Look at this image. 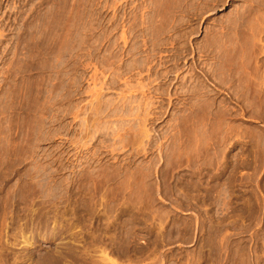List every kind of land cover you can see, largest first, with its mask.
Masks as SVG:
<instances>
[{"label":"rangeland","instance_id":"1","mask_svg":"<svg viewBox=\"0 0 264 264\" xmlns=\"http://www.w3.org/2000/svg\"><path fill=\"white\" fill-rule=\"evenodd\" d=\"M0 264H264V0H0Z\"/></svg>","mask_w":264,"mask_h":264},{"label":"bare ground","instance_id":"2","mask_svg":"<svg viewBox=\"0 0 264 264\" xmlns=\"http://www.w3.org/2000/svg\"><path fill=\"white\" fill-rule=\"evenodd\" d=\"M236 29V28H235ZM180 53V52H179ZM183 53V52H182ZM192 53V52H191ZM181 55V54H180ZM187 57V56H186ZM182 59V58H181ZM197 61V60H196ZM176 70V69H175ZM174 71V70H173ZM202 71V70H201ZM166 74V73H165ZM192 75V74H191ZM165 76V75H164ZM209 79V78H208ZM187 80V79H186ZM194 80V79H193ZM212 80V79H211ZM165 81V80H164ZM210 81V80H209ZM175 82V81H174ZM187 82V81H186ZM127 83V82H126ZM114 85V84H113ZM129 85V84H128ZM171 85V84H170ZM106 86V85H105ZM173 86V85H172ZM113 87V86H112ZM169 87V86H168ZM115 89V88H114ZM199 89V88H198ZM143 90V89H142ZM179 90V89H178ZM181 90H183V89H181ZM140 91V90H139ZM161 91V90H160ZM200 91V90H199ZM203 91H205V90H203ZM94 92V91H93ZM144 92V91H143ZM146 92V91H145ZM187 92V91H186ZM186 92H184V93H186ZM189 92H191V91H189ZM202 92V91H201ZM165 93H168V91L167 92H165ZM183 93V92H182ZM195 93H197V90H193V92H192V94L191 93H188V94H191V95H193L194 96V94ZM198 93H200V92H198ZM205 93V92H204ZM129 94V93H128ZM159 94H161V93H159ZM163 94V93H162ZM176 94V93H175ZM166 95V94H165ZM179 95V94H178ZM181 95V94H180ZM183 95H185V94H183ZM186 96V95H185ZM199 99V98H198ZM144 100V99H143ZM196 103V102H195ZM141 104V103H140ZM152 104V103H151ZM98 105V104H97ZM154 105V104H153ZM178 105V104H177ZM206 105V104H205ZM99 106V105H98ZM133 106V105H132ZM198 106V105H197ZM179 107V106H178ZM196 107V106H195ZM210 107V106H209ZM146 108V107H145ZM148 108V107H147ZM169 109V108H168ZM198 109V108H197ZM201 109V108H200ZM100 110V109H99ZM150 110V109H149ZM194 110V109H193ZM149 112V111H148ZM128 113V112H127ZM208 113V112H207ZM97 114V113H96ZM137 114V113H136ZM157 114V113H156ZM164 114V113H163ZM100 116V115H99ZM145 116V115H144ZM161 116V115H160ZM192 116V115H191ZM198 116V115H197ZM145 120V119H144ZM159 120V119H158ZM183 120V119H182ZM146 122V121H145ZM150 122V121H149ZM157 122V121H156ZM188 122V121H187ZM99 124V123H98ZM123 124V123H122ZM125 125V124H124ZM181 127V126H180ZM187 127V126H186ZM189 127V126H188ZM131 128V127H130ZM178 128V127H177ZM184 128V127H183ZM111 130V129H110ZM185 130V129H184ZM204 130V129H203ZM190 131V130H189ZM193 131V130H192ZM196 131V130H195ZM191 132V131H190ZM99 133V132H98ZM140 133V132H139ZM176 133V132H175ZM115 134V133H114ZM143 134V133H142ZM127 135V134H126ZM148 135V134H147ZM150 136V135H149ZM133 137V136H132ZM137 137V136H136ZM161 137V136H160ZM121 138V137H120ZM155 138V137H154ZM180 138V137H179ZM115 139V138H114ZM149 139V138H148ZM145 140V139H144ZM132 141V140H131ZM180 141V140H179ZM134 142V141H133ZM158 142V141H157ZM103 145V144H102ZM117 147V146H116ZM156 147V146H155ZM104 148H106V147H104ZM143 148V147H142ZM116 149V148H115ZM150 149V148H149ZM180 149V148H179ZM107 150H108V147H107ZM97 151V150H96ZM143 152V151H142ZM138 153V152H137ZM183 153V152H182ZM99 155V154H98ZM88 157V156H87Z\"/></svg>","mask_w":264,"mask_h":264}]
</instances>
